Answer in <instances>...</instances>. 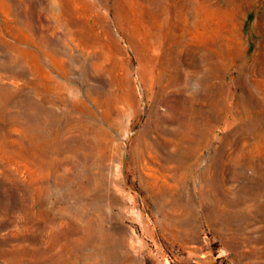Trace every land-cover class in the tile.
Returning a JSON list of instances; mask_svg holds the SVG:
<instances>
[{"label": "rangeland", "instance_id": "rangeland-1", "mask_svg": "<svg viewBox=\"0 0 264 264\" xmlns=\"http://www.w3.org/2000/svg\"><path fill=\"white\" fill-rule=\"evenodd\" d=\"M0 264H264V0H0Z\"/></svg>", "mask_w": 264, "mask_h": 264}]
</instances>
